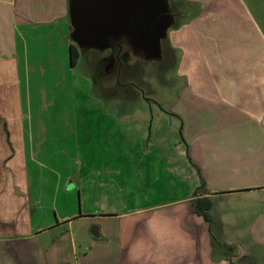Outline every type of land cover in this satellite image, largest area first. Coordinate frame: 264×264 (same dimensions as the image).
<instances>
[{"label":"crops","instance_id":"1","mask_svg":"<svg viewBox=\"0 0 264 264\" xmlns=\"http://www.w3.org/2000/svg\"><path fill=\"white\" fill-rule=\"evenodd\" d=\"M168 1L174 23L163 57H174L169 74L175 72L179 93L168 99L170 110L152 99L158 106L153 117L158 123L160 112L176 117L179 135L153 128L138 136L147 147L179 148L183 161L133 164V170L150 186H169L165 195L176 192V183L184 193L122 211L75 215L55 208L54 219L44 221L39 198L33 195L31 205L27 188L25 30L61 19L69 45L70 0H0V264H236L253 258L240 236L225 232L230 215L219 205L232 196L248 199L253 219L246 232L264 233V27L247 0ZM201 185L204 193L195 196ZM199 196L211 201L209 221L195 209Z\"/></svg>","mask_w":264,"mask_h":264},{"label":"rangeland","instance_id":"2","mask_svg":"<svg viewBox=\"0 0 264 264\" xmlns=\"http://www.w3.org/2000/svg\"><path fill=\"white\" fill-rule=\"evenodd\" d=\"M247 2L264 27V0ZM69 6L70 2L68 11ZM66 28L67 23L56 19L48 25H28L25 30L28 72L23 84V134L30 204L33 195L39 198L45 221L54 219L55 208L59 214L72 210L77 215L87 209L122 211L180 197L184 193L180 183L173 186L175 193L165 195L169 186L158 181L150 186L145 176L133 170V164L183 161L175 146L147 147L145 143L153 128L179 135L176 117L160 112L159 123L153 117L158 106L152 99L170 110L168 99L178 97L179 80L175 72L169 74L174 57L167 53V58L156 61L140 56L129 59L122 42L120 69L115 57L110 62L104 58L107 46L80 48L69 37L78 47L77 59L70 65L68 43L62 37ZM140 134H146L143 142ZM159 173L156 180L164 178ZM150 188L154 194L143 195ZM251 203L232 196L219 205L220 211L230 215L225 232L233 239L240 236L253 257L248 262L236 259V264H264V248L253 243L264 244V233L246 232L253 219Z\"/></svg>","mask_w":264,"mask_h":264},{"label":"water","instance_id":"3","mask_svg":"<svg viewBox=\"0 0 264 264\" xmlns=\"http://www.w3.org/2000/svg\"><path fill=\"white\" fill-rule=\"evenodd\" d=\"M68 20L69 37L80 48L119 41L129 59L156 61L163 57L162 41L174 16L168 0H71Z\"/></svg>","mask_w":264,"mask_h":264},{"label":"trees","instance_id":"4","mask_svg":"<svg viewBox=\"0 0 264 264\" xmlns=\"http://www.w3.org/2000/svg\"><path fill=\"white\" fill-rule=\"evenodd\" d=\"M68 55H69V62L70 65H73L77 59L78 56V47L71 42L68 45ZM203 192V186H199L197 190H195V196L202 195ZM193 204L195 206V209L197 213L201 214L206 220L209 219L208 209L211 206V201L208 197L199 196L193 200ZM233 248L230 249L232 251Z\"/></svg>","mask_w":264,"mask_h":264},{"label":"flooded vegetation","instance_id":"5","mask_svg":"<svg viewBox=\"0 0 264 264\" xmlns=\"http://www.w3.org/2000/svg\"><path fill=\"white\" fill-rule=\"evenodd\" d=\"M171 9V8H170ZM174 11V10H173ZM122 44H120V42L119 41H113L112 43H110V44H108L107 45V50H108V52H107V54H106V56H104V58L105 59H107L108 60V62H110L111 61V59H113V57H115V59L114 60H116L117 62H118V67L117 68H120L121 69V67H122V64H123V61H122V59H121V52H120V46H121ZM162 48H163V52L166 50L165 48H166V46L164 45V42H163V44H162ZM116 50V51H115ZM115 52V53H114ZM168 55V54H167ZM166 58H167V56H166ZM166 61V60H165ZM108 66H110V65H108ZM108 68H110V67H108ZM106 69H107V67H106ZM108 70H106L105 72H107Z\"/></svg>","mask_w":264,"mask_h":264}]
</instances>
